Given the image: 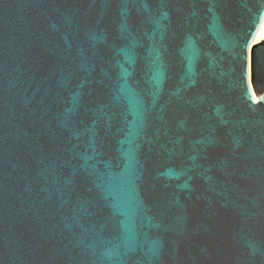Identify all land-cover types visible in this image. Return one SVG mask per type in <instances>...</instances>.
Segmentation results:
<instances>
[{"label": "water", "instance_id": "water-1", "mask_svg": "<svg viewBox=\"0 0 264 264\" xmlns=\"http://www.w3.org/2000/svg\"><path fill=\"white\" fill-rule=\"evenodd\" d=\"M0 264H264V0H0Z\"/></svg>", "mask_w": 264, "mask_h": 264}]
</instances>
